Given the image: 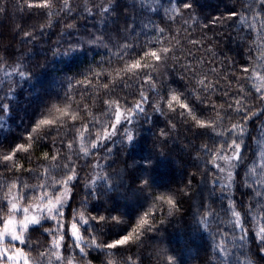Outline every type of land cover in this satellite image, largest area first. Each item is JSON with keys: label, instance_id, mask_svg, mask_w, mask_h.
Segmentation results:
<instances>
[{"label": "snow or ice", "instance_id": "snow-or-ice-1", "mask_svg": "<svg viewBox=\"0 0 264 264\" xmlns=\"http://www.w3.org/2000/svg\"><path fill=\"white\" fill-rule=\"evenodd\" d=\"M228 4L201 23L196 0H0V16L13 21L9 45L0 33V113L10 112L20 81L35 79L12 47L17 40L21 48L48 45L35 66L45 72L62 57L96 54L88 72L70 77L64 95L49 98L21 141L0 153V264H93V251L107 264H182L175 251L145 246L182 211L213 241L203 264L216 255L222 264L264 258V0ZM56 28L53 44L46 37ZM222 37L234 47L220 51ZM181 128L194 171L175 189L149 193L135 225L112 236L127 222L115 207L96 213L92 202L120 191V174L108 175L113 146H122L117 154L134 147L144 129L162 161ZM36 149L43 163L32 160ZM153 163L144 161L140 192L155 183Z\"/></svg>", "mask_w": 264, "mask_h": 264}, {"label": "trees", "instance_id": "trees-1", "mask_svg": "<svg viewBox=\"0 0 264 264\" xmlns=\"http://www.w3.org/2000/svg\"><path fill=\"white\" fill-rule=\"evenodd\" d=\"M10 2H13V0H10ZM161 2L164 5L167 4V0H161ZM196 4L197 21L201 23L206 18L224 12L226 6H231L228 4V0H196ZM185 18L187 17L185 16ZM96 19L98 20L99 18L97 17ZM95 22L90 21V23ZM80 23H83V21H80ZM189 23L192 28L196 29L195 34L198 36L200 31L197 28L196 22L190 20ZM12 24V20L0 16V33H3L5 36L3 41L5 46L9 45L13 38ZM174 27L177 26L174 25ZM58 33V28L53 29L52 35L46 37V39H50L54 44ZM221 39H224L225 43L218 45L220 51H225L227 47H234L224 37ZM12 47L17 51L18 57L34 67L35 79L29 82L20 81L15 94L8 97V103L11 107L10 112L8 114L0 113L3 116V120L0 121V124H2V127H0V142H3V148L0 149V153L7 151L10 145L20 142L22 134L28 131L29 126L36 119L37 113L43 104L47 103L49 98L55 99L62 97L64 92L68 90L69 78L71 77L73 80L81 79V74L88 72L89 66L96 57L95 53L86 56L78 54L72 58L62 57L54 63L51 69L45 72L35 66L44 63L41 57L47 50V44H43L38 40L35 47L28 45L21 48L20 42L17 40L15 44H12ZM2 54L4 53L0 50V55ZM9 64H13V61L10 60ZM12 79L16 80L18 77L14 76ZM3 82L7 84V78H3ZM129 91L133 90L130 89ZM153 119L158 120L159 126H163V117H157L153 113ZM148 127L150 125H145V128ZM187 138H190V136L182 128L178 130V134L174 133L172 137L173 142L165 149L166 155L162 161H157V153L153 148L154 139L152 133L144 129H141L138 142L134 147L117 154L116 150L122 146L119 143L113 146V155L108 161L109 164H113V167L108 169V175L115 176L117 173L120 174L122 182H117V186H120V191L118 193H111L107 199L102 198L98 203L95 201L92 202L95 205L96 213L107 215V210L115 207L122 214L123 220L127 222L117 226L112 236L122 232L125 228L135 225L139 216L151 204V201L146 199L149 193L160 194L165 193L167 188L175 189L177 185L182 184L187 178L185 175L186 172L194 171L190 167L192 162L186 154L185 143ZM23 155L21 153V156ZM39 156L40 150H34L32 160L43 163L42 161H38ZM149 156L154 161L150 167V175L155 177L156 180L153 186L146 192H140L138 178L145 174L143 171L145 167L144 161ZM20 162L25 163L23 160ZM26 166L30 167L31 165ZM88 171H91V169ZM101 171V169H96V172ZM82 175H87V172L82 173ZM198 191L199 189H196L192 193V196L196 197ZM113 197H119V199L114 200ZM77 201L79 202V196H77ZM187 208V203L182 205L183 210L186 211ZM159 215L157 213V219ZM111 227L112 225H108V228ZM160 230L162 231L159 234L151 233L146 237V248L149 250L167 248L170 251H175L178 253V260H181L182 264H203L202 258L205 256V250L210 251L213 245V241L207 233L195 231V226L192 225L191 218H185L184 211L169 217L163 225H160ZM105 232H107V229H105ZM225 243L231 247L230 240L225 241ZM233 252L234 255H239L238 245ZM90 258H94L93 264H107L106 258L99 252L93 251ZM250 258L253 264H264V258L256 256H251ZM115 259L119 260V257H115ZM222 262L223 257L216 255L215 260H212L211 264H222ZM228 264H237V262L230 260Z\"/></svg>", "mask_w": 264, "mask_h": 264}]
</instances>
